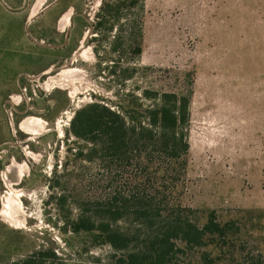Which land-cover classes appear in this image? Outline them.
Returning <instances> with one entry per match:
<instances>
[{
    "label": "rangeland",
    "instance_id": "rangeland-1",
    "mask_svg": "<svg viewBox=\"0 0 264 264\" xmlns=\"http://www.w3.org/2000/svg\"><path fill=\"white\" fill-rule=\"evenodd\" d=\"M65 1L81 38L69 51H48L34 23L0 8V264L39 247L70 264L108 262V247L84 253L63 228L101 175L68 152L69 121L87 103L113 107L148 88L190 91L187 203L223 214L264 211V0H144L137 58L127 22L93 33L102 0ZM44 17L48 31L61 26V16ZM112 36L121 37L117 53Z\"/></svg>",
    "mask_w": 264,
    "mask_h": 264
},
{
    "label": "trees",
    "instance_id": "trees-1",
    "mask_svg": "<svg viewBox=\"0 0 264 264\" xmlns=\"http://www.w3.org/2000/svg\"><path fill=\"white\" fill-rule=\"evenodd\" d=\"M143 2L102 0L89 26L97 36L108 35L127 22L126 39L137 58ZM112 38L110 49L117 53L121 37ZM189 108L188 89L178 94L148 88L113 107L91 102L74 111L68 152L74 162L96 163L101 175L93 194L72 204L75 214L63 228L80 239L77 247L84 253L110 249L106 263L79 264H264V211L223 214L187 203ZM55 200L60 206L64 197L58 193ZM7 264L70 263L39 247Z\"/></svg>",
    "mask_w": 264,
    "mask_h": 264
},
{
    "label": "crops",
    "instance_id": "crops-1",
    "mask_svg": "<svg viewBox=\"0 0 264 264\" xmlns=\"http://www.w3.org/2000/svg\"><path fill=\"white\" fill-rule=\"evenodd\" d=\"M0 8L5 13H9L10 15L14 16L13 18H16L18 16L19 18L16 20H19V22H26L25 24L30 25L31 23H34L36 25L35 31L38 35L37 41L39 42V45L42 46V44L47 43L44 45V47L51 48L52 46L55 48L56 45H59L62 43V40L65 39L66 33L72 30L71 21H72V15L68 13L70 10H72L73 5L68 4L65 0H5V2L0 3ZM26 11V18L22 15V13ZM32 13H35V15L32 16ZM49 14V18L56 19L57 17L61 18L64 15H68V25L65 27V29L62 31L59 30V26H54L52 29H54L57 34H63L62 36H58L57 34H54L53 31L50 30L46 25H44L41 21L45 19V15ZM60 18V20H61ZM59 20V22H60ZM39 22V23H38ZM70 24V25H69ZM51 29V30H52ZM72 36H74V33L71 31ZM48 41V42H46ZM37 42V43H38ZM49 45V46H46ZM53 51V50H48ZM59 51V50H54ZM54 65L53 63L50 64Z\"/></svg>",
    "mask_w": 264,
    "mask_h": 264
},
{
    "label": "flooded vegetation",
    "instance_id": "flooded-vegetation-1",
    "mask_svg": "<svg viewBox=\"0 0 264 264\" xmlns=\"http://www.w3.org/2000/svg\"><path fill=\"white\" fill-rule=\"evenodd\" d=\"M33 15H35V13H32V16ZM68 19H69V17H68L67 14L64 15L61 18V20H60V24H61L60 27L61 28H65L68 25ZM80 40H81V38H79L78 40H76L75 37L72 36L71 30H70L69 32L66 33L65 39L63 40V42L61 44L56 45L55 48L53 46L51 48H49V47H44V48L47 49V50L50 49V50H59V51H62V50H65V49L67 50L68 49L67 51H69L70 49H72V47L74 45V42L76 41V45H77L80 42ZM81 44H82V42H81ZM46 46H49V45H46ZM73 51L70 52L69 55L66 57L68 59V61H71V64H72V54L71 53H73ZM19 128L24 131L23 124H20L19 125Z\"/></svg>",
    "mask_w": 264,
    "mask_h": 264
},
{
    "label": "water",
    "instance_id": "water-1",
    "mask_svg": "<svg viewBox=\"0 0 264 264\" xmlns=\"http://www.w3.org/2000/svg\"><path fill=\"white\" fill-rule=\"evenodd\" d=\"M27 25H28V23H27ZM27 25H26V26H27Z\"/></svg>",
    "mask_w": 264,
    "mask_h": 264
}]
</instances>
